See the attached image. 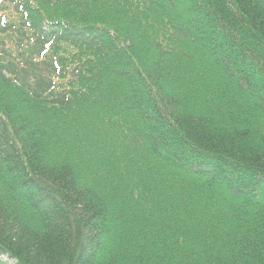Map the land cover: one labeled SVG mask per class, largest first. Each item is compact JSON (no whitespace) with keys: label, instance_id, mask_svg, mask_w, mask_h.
Segmentation results:
<instances>
[{"label":"trees","instance_id":"1","mask_svg":"<svg viewBox=\"0 0 264 264\" xmlns=\"http://www.w3.org/2000/svg\"><path fill=\"white\" fill-rule=\"evenodd\" d=\"M33 1L19 28L0 22L17 46L15 55L0 40V81L69 108L79 127L94 121L93 102H117L123 119L95 120L112 129L120 120L127 134L137 122L129 142H143L171 185L145 197L148 185L139 232L116 235L106 198L47 154L30 116L0 104L5 194L23 198L39 222L34 229L0 201V264H264V0ZM47 8L107 15L79 25ZM197 64L204 77L220 74L212 109L171 78V66ZM127 154L111 159L128 167Z\"/></svg>","mask_w":264,"mask_h":264},{"label":"rangeland","instance_id":"2","mask_svg":"<svg viewBox=\"0 0 264 264\" xmlns=\"http://www.w3.org/2000/svg\"><path fill=\"white\" fill-rule=\"evenodd\" d=\"M32 4H35L33 0L26 3V5ZM47 10L53 20L61 19L79 25L82 24L83 20L81 18L84 16L99 13L101 19V13L107 15L106 12L101 10L74 9L70 11V14H64L63 12L69 9L47 8ZM171 71L173 82L184 95L192 96L196 100V104L203 105L206 110L207 107L213 108L217 95V92H215L216 85H220L219 73L215 71L204 77L199 64L193 68L182 67L176 69L171 66ZM115 93V89H112L109 95L112 96ZM188 100L187 103L191 105L190 99ZM0 104L11 111L16 109L15 118H21L24 113L28 117L30 116L33 126L42 128V140L46 144L47 154L56 162L76 166L88 186L106 198L111 226H114L111 230L114 229L116 235L119 233L118 228L124 235L129 231L132 234L139 232L138 229L135 230V227L141 225L138 221L140 218L139 208L144 203L143 198L140 197L144 195L148 185L150 187L148 193L144 195L145 197L154 190L156 192H160V189L165 191L166 186L171 185L167 175H157L156 171L159 172L158 161L149 158V149L143 146V142L139 144L129 142L134 141L140 135V133H137V126H139L137 122L129 127L127 134L120 120L121 125L117 129H112L113 126L109 125L110 121H107V126H105L101 123V120H95L106 116L108 119H115L113 122H116L118 121L116 119L117 114H120L121 116H119L123 119L126 114L117 102L110 103L108 100L105 104H100L98 101L93 102L89 109L84 110L90 114V118L94 121H89L88 124H85L86 121L83 124L82 121L83 127L77 126L76 121L74 124L68 118L70 113H75H72L69 108H53L46 103L44 98L40 101L30 100L12 80H7L5 83L0 81ZM122 113H124V116H122ZM65 114H67L65 117L68 118L67 124L63 120ZM123 148H127L130 152V155L127 154L125 157L129 161L128 167L125 161L122 165L118 161V155ZM107 153L108 155L111 153L108 158ZM112 156L118 158L112 160ZM144 156H146V161L143 163ZM135 158L138 164L131 163ZM95 164L97 166H94ZM5 193L6 190L0 176V197L2 196L0 201L9 202L8 207L16 215L20 216L26 224L34 229H39L38 216L24 199L21 197L23 201H20L16 196L11 194L8 196ZM219 206L216 204L213 209L218 210ZM124 214H126V217H124ZM5 260L11 263L8 258H5Z\"/></svg>","mask_w":264,"mask_h":264},{"label":"bare ground","instance_id":"3","mask_svg":"<svg viewBox=\"0 0 264 264\" xmlns=\"http://www.w3.org/2000/svg\"><path fill=\"white\" fill-rule=\"evenodd\" d=\"M5 258H8V257H4V260H5ZM9 259V258H8ZM9 260H11V263L12 264H17V261L14 259V258H11V259H9ZM5 261H7V260H5ZM11 263H7V264H11Z\"/></svg>","mask_w":264,"mask_h":264}]
</instances>
